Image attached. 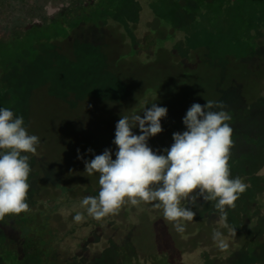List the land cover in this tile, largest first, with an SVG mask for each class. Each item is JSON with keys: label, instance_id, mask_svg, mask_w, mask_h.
Instances as JSON below:
<instances>
[{"label": "rangeland", "instance_id": "obj_1", "mask_svg": "<svg viewBox=\"0 0 264 264\" xmlns=\"http://www.w3.org/2000/svg\"><path fill=\"white\" fill-rule=\"evenodd\" d=\"M174 1L94 0L69 15L67 0H0V108L40 138L27 200L33 190L53 199L59 264H264V0H200L173 23ZM208 100L231 117V176L248 185L226 221L202 197L182 233L152 205L87 215L82 200L98 196L99 174L84 160L105 149L115 159L121 116L166 107L163 131L148 141L163 154L191 105Z\"/></svg>", "mask_w": 264, "mask_h": 264}, {"label": "clouds", "instance_id": "obj_2", "mask_svg": "<svg viewBox=\"0 0 264 264\" xmlns=\"http://www.w3.org/2000/svg\"><path fill=\"white\" fill-rule=\"evenodd\" d=\"M223 108L222 102L212 100L204 105L192 104L183 117L186 130L173 133L174 142L163 154L149 147L148 141L163 131L161 120L167 116L166 107L154 102L151 108H144L143 117L121 116L113 140L115 159L111 149H105L84 160L89 176L99 174L98 196L82 200L87 215L101 220L118 215L129 204L152 205L162 209L164 218L182 233L185 222L196 215L189 205L195 206L202 197L206 203L214 202L220 219L226 221L227 210L236 207L248 185L231 176L233 129L228 123L231 117ZM134 128L140 134H135ZM39 144L40 138L28 133L22 116L0 108V221L30 210L29 159L37 155ZM77 153L83 160L79 149ZM83 219L79 212L74 216L76 222ZM212 239L221 250L228 248L222 232L214 231Z\"/></svg>", "mask_w": 264, "mask_h": 264}, {"label": "flooded vegetation", "instance_id": "obj_3", "mask_svg": "<svg viewBox=\"0 0 264 264\" xmlns=\"http://www.w3.org/2000/svg\"><path fill=\"white\" fill-rule=\"evenodd\" d=\"M0 75L3 76L2 73ZM33 191L34 199L31 202L27 200L30 210L20 215L8 216L11 221H6L4 227L0 226V243H2V238L5 243L9 242V235L16 239L10 249H5V244L0 248V264H57L55 205L53 199L45 193ZM39 191L43 190L39 189ZM52 192L54 194V191ZM45 199H47L46 202H44ZM39 205H42V209H39ZM1 251L7 252V256L1 255ZM65 262L70 264L69 260Z\"/></svg>", "mask_w": 264, "mask_h": 264}, {"label": "trees", "instance_id": "obj_4", "mask_svg": "<svg viewBox=\"0 0 264 264\" xmlns=\"http://www.w3.org/2000/svg\"><path fill=\"white\" fill-rule=\"evenodd\" d=\"M42 1H46V0H42ZM161 1L167 2L168 0H161ZM67 2L68 3L66 5H67L68 10H66V11H67V14H69V15L70 14H73V15L78 14L83 9L88 8L90 6H93V4H94V0H90V2L87 5H85L86 3H84L85 0H67ZM198 2L202 3V1H200V0H176V1H174V8L173 9H175V10H173V12L171 14V19H172L173 23H175V21L177 20L178 14H181L182 16L185 15L183 10H185V9L186 10H192V9L198 8L199 4H201V3L197 4ZM183 18H185V16H183L181 18V21L184 20ZM172 74H167V75L170 77ZM176 74H179L181 77V74L178 70H176ZM180 77L178 78V80H176L177 83H178ZM56 253L58 255V252H56ZM65 261L63 259V262H65ZM57 264H59V263L57 262Z\"/></svg>", "mask_w": 264, "mask_h": 264}]
</instances>
